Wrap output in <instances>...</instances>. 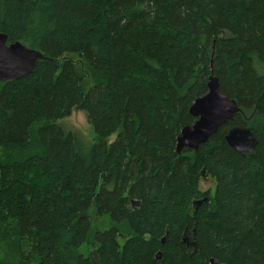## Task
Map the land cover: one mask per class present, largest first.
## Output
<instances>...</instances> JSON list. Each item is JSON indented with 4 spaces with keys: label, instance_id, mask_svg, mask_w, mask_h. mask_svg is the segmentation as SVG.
<instances>
[{
    "label": "trees",
    "instance_id": "obj_1",
    "mask_svg": "<svg viewBox=\"0 0 264 264\" xmlns=\"http://www.w3.org/2000/svg\"><path fill=\"white\" fill-rule=\"evenodd\" d=\"M0 32L42 53L0 81V264H264V0H0ZM210 74L239 110L177 153Z\"/></svg>",
    "mask_w": 264,
    "mask_h": 264
},
{
    "label": "water",
    "instance_id": "obj_2",
    "mask_svg": "<svg viewBox=\"0 0 264 264\" xmlns=\"http://www.w3.org/2000/svg\"><path fill=\"white\" fill-rule=\"evenodd\" d=\"M42 53L19 41L8 43V37L0 32V81L16 80L30 74ZM207 92L195 98L189 106V113L195 119L192 124L181 127L176 136V152L185 148L196 150L201 144L227 121L233 120L239 106L235 99L227 97L220 89L216 76L210 74ZM227 144L239 155L252 153L257 145V138L248 126L232 125L225 136ZM202 173V172H201ZM206 197L195 202L197 207ZM210 264H217L210 258Z\"/></svg>",
    "mask_w": 264,
    "mask_h": 264
},
{
    "label": "rangeland",
    "instance_id": "obj_3",
    "mask_svg": "<svg viewBox=\"0 0 264 264\" xmlns=\"http://www.w3.org/2000/svg\"><path fill=\"white\" fill-rule=\"evenodd\" d=\"M63 128L76 134L86 145H91L95 141V132L92 125L88 122L86 114L78 109L72 110L71 114L67 117L58 120ZM115 136L111 137V140ZM214 180L210 176L202 175L199 187L201 190L212 188ZM93 229H106L110 226V220L105 215H98L93 210L91 212ZM86 247V246H84ZM83 248V247H82ZM86 248L82 250L86 252Z\"/></svg>",
    "mask_w": 264,
    "mask_h": 264
},
{
    "label": "bare ground",
    "instance_id": "obj_4",
    "mask_svg": "<svg viewBox=\"0 0 264 264\" xmlns=\"http://www.w3.org/2000/svg\"><path fill=\"white\" fill-rule=\"evenodd\" d=\"M176 144V143H175Z\"/></svg>",
    "mask_w": 264,
    "mask_h": 264
}]
</instances>
